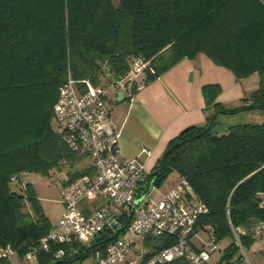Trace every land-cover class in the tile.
<instances>
[{
    "label": "trees",
    "instance_id": "1",
    "mask_svg": "<svg viewBox=\"0 0 264 264\" xmlns=\"http://www.w3.org/2000/svg\"><path fill=\"white\" fill-rule=\"evenodd\" d=\"M199 53L238 80L257 74L258 86L231 108L215 102L217 84L205 85L203 97L212 109L207 123L170 140L142 190L146 194L176 171L207 206L198 227L218 242L228 239L218 264H242L241 248L258 239L253 228L264 219V119L233 123L221 133L212 129L219 113L264 114V0H0V245H12L22 259L50 229L20 173L49 175L71 155L53 114L68 72L78 85L88 80L106 87L124 80L138 58L146 63L139 82L145 85ZM137 89L134 78L129 97ZM89 250L49 242L34 264H77Z\"/></svg>",
    "mask_w": 264,
    "mask_h": 264
},
{
    "label": "built area",
    "instance_id": "2",
    "mask_svg": "<svg viewBox=\"0 0 264 264\" xmlns=\"http://www.w3.org/2000/svg\"><path fill=\"white\" fill-rule=\"evenodd\" d=\"M145 66L134 58L127 77L116 84L124 87ZM81 82L78 85L67 73L53 114L56 132L71 154L89 157L91 165L60 188L63 210L54 225L55 233H47L30 246L23 258L30 260L47 249L49 242H56L90 249L77 264H164L175 259L218 264L220 258L211 261V252L219 249L218 241L209 236L205 243L196 244L197 234L203 231L197 221L207 206L196 197L191 184L180 177L159 199L145 200L148 192L143 194L142 187L148 181L147 173L140 159L123 155L120 129L111 117L104 87ZM128 218L125 228L112 237ZM253 230L258 239H264V219ZM14 256L18 252L12 245H0V259ZM85 258L88 263L83 262Z\"/></svg>",
    "mask_w": 264,
    "mask_h": 264
},
{
    "label": "crops",
    "instance_id": "3",
    "mask_svg": "<svg viewBox=\"0 0 264 264\" xmlns=\"http://www.w3.org/2000/svg\"><path fill=\"white\" fill-rule=\"evenodd\" d=\"M143 76L140 74L136 77L138 89L135 94L129 97V83L124 87L114 84L111 102L107 101L111 117L120 129L123 155L140 159L147 174L157 164L171 139L189 126H203L207 123L212 109L206 107L203 97L202 89L205 85L217 84L220 92L215 102L232 108L259 83L257 74L236 79L231 71L216 65L204 53H199L192 59L180 60L145 85L139 83ZM123 89V98L113 101L112 97L116 96V92ZM222 114L223 121L226 116L230 117L227 120L229 124L236 123V117L241 114L245 118L264 115L258 111ZM261 118L264 119V116ZM227 129L228 127L223 126L217 132H225ZM81 158L82 156H76L72 162H78Z\"/></svg>",
    "mask_w": 264,
    "mask_h": 264
},
{
    "label": "rangeland",
    "instance_id": "4",
    "mask_svg": "<svg viewBox=\"0 0 264 264\" xmlns=\"http://www.w3.org/2000/svg\"><path fill=\"white\" fill-rule=\"evenodd\" d=\"M117 1H114L116 4ZM113 84L107 85L104 87L106 99L111 102V93L113 92ZM257 114V113H252ZM262 114V113H260ZM252 118H245L243 114L236 117V123H260L262 120L261 116L264 115H251ZM235 118V117H234ZM230 120L229 116L225 117V121H223V114H217L215 118V124L213 126V131L217 132L219 129H223L224 127H228L230 124L227 122ZM231 123V122H230ZM77 155H69L66 157V161L64 163H60L55 168L50 170L49 175L42 174L35 171H27L24 173H20L21 178L20 181L25 185L26 183H30L35 196L39 201V205L42 209L46 217L47 223L50 225V229L48 231L49 234H54V225L60 216L63 210V203L60 196V188L65 183V181L75 172L84 171L87 167L91 165L90 159L87 156H82L81 160L78 162H72V160ZM180 179V175L176 171L170 172L166 178L159 185H152L145 197L146 199H154L157 200L161 197V195L170 187H172L178 180ZM19 186L16 185V189ZM208 240V235L204 231H200L196 236V244L201 245ZM228 244V239H224L219 242V249H215L211 252V261H217L223 252V248ZM262 249L259 250V248ZM259 250V251H256ZM244 256V262L242 264H264V239H256L254 244L242 252ZM14 264H34L35 259L31 258L30 260H26L25 258H20L18 256H14L12 259ZM89 259H83L84 263H88ZM122 264V263H118Z\"/></svg>",
    "mask_w": 264,
    "mask_h": 264
},
{
    "label": "water",
    "instance_id": "5",
    "mask_svg": "<svg viewBox=\"0 0 264 264\" xmlns=\"http://www.w3.org/2000/svg\"><path fill=\"white\" fill-rule=\"evenodd\" d=\"M124 93H125L124 89H123V90H118V91L116 92V96H115V97H112V100H113V101H120V100L123 98ZM213 120H214V117L211 118V120L209 121V123H208L206 129H210V128H211L212 123H213ZM178 145H179L178 142L172 144L171 146H169V147L167 148V150H166L165 153H166V154L169 153L174 147H176V146H178ZM166 154H165V155H166ZM165 163H166V159H165V156H164L163 163H162V166H161L162 168L165 167ZM142 197H143V196H142ZM138 202H139V199H136V200H135V204H138ZM129 219H130V218H128V220L126 221V223H125L122 227H120L119 229H117V231L113 234L112 237L116 236L121 230H123V229L125 228V226H126L127 222L129 221ZM62 262H63V260H59V261H57V262H55V263H53V264H56V263H62Z\"/></svg>",
    "mask_w": 264,
    "mask_h": 264
}]
</instances>
